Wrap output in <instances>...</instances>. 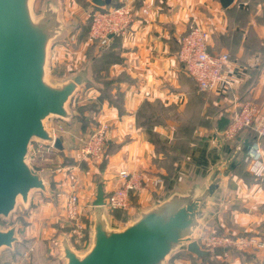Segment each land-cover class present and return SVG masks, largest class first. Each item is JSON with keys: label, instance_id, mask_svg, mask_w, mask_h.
I'll list each match as a JSON object with an SVG mask.
<instances>
[{"label": "crops", "instance_id": "1", "mask_svg": "<svg viewBox=\"0 0 264 264\" xmlns=\"http://www.w3.org/2000/svg\"><path fill=\"white\" fill-rule=\"evenodd\" d=\"M125 1L135 9L134 20L123 33L112 35L106 45L86 42L87 24L82 20L75 21L74 26L72 20L68 21L69 27H64L56 16L55 34L46 51L45 69L49 65L55 72L61 64L60 37L65 29L68 36L74 34V58L79 54L80 57L70 64L84 63L79 71L83 79L75 92L81 91L90 102L89 114L81 118L90 123H110L104 194L117 184L116 174L122 168L146 171L162 179L156 188L143 189L132 197L133 207L128 216H137L123 226L113 211L102 207L106 226L120 229L174 195L190 199L215 182L217 187L191 237L200 247L206 235L216 233L264 238V176L259 180L253 178L243 161L248 149L247 131L236 134L232 140H225L220 134L240 102H253L256 117H264V0H233L227 7H222L219 0H153L148 15H143L141 8L149 0ZM122 2L110 0L109 4ZM195 23L208 31V51L229 54L234 91L215 90L200 100L194 80L180 66V39ZM195 101L201 112H207L208 122L194 131L196 141L188 153L172 158L178 154L170 157L167 151L156 149L146 127L169 142L176 126L195 108ZM156 108L176 111V116L153 115L150 111ZM62 144V150H68L64 140ZM260 147L264 158V140ZM73 152L70 149L69 155ZM92 234L91 230V241ZM180 246L177 254H170L167 264H264V249L225 250L221 254L214 251L221 247H215L202 260L187 251L185 244Z\"/></svg>", "mask_w": 264, "mask_h": 264}, {"label": "water", "instance_id": "2", "mask_svg": "<svg viewBox=\"0 0 264 264\" xmlns=\"http://www.w3.org/2000/svg\"><path fill=\"white\" fill-rule=\"evenodd\" d=\"M91 2L104 6L110 0ZM232 2L219 0L222 7ZM55 30L56 17L49 11L32 19L29 0H0V216H7L18 198L25 203L31 190L46 191L40 172L26 162L29 142L37 138L63 149L61 138L49 133L44 120L52 115L70 117L66 102L83 76L76 73L59 85L45 80L47 45ZM216 187L211 182L202 194L190 199L174 195L140 213L128 225L111 229L102 216L105 194L98 182L92 200L97 209L91 246L78 255L63 240V258L66 264H162L182 244L197 257L205 256L208 250L201 248L191 233ZM15 241L14 226L0 230V247H11Z\"/></svg>", "mask_w": 264, "mask_h": 264}, {"label": "rangeland", "instance_id": "3", "mask_svg": "<svg viewBox=\"0 0 264 264\" xmlns=\"http://www.w3.org/2000/svg\"><path fill=\"white\" fill-rule=\"evenodd\" d=\"M96 7H111V5L95 6L91 0H29V10L33 20H38L43 13L49 11L55 17L58 16L64 27H69L68 21L72 20L74 26L75 21L82 20L87 24V31L91 14L97 9ZM64 33L60 37L63 45L58 51L61 64L57 66L55 72L49 68V65L45 69L44 78L52 85H59L68 76H74L82 71L84 66V63L80 65L79 62L76 65L70 64L72 60L79 59L80 54L74 58L73 52L77 51L74 34L70 33L68 36V29H65ZM79 38L80 42L83 41L82 36ZM83 95L81 91H77L66 102L70 117L61 118L52 115L44 120L46 129L62 127L63 133L57 136L68 144V150L53 148L49 152H44L42 156L30 160V164L40 172L46 191L31 190L25 203L18 198L11 212L7 216H0V230L14 226L17 237V241L11 247H0V264H66L61 247L63 240H66L78 255H83L91 246V224L94 210L97 209L91 205V200L94 198V188L97 183L104 181L103 170L107 164L106 154L109 146L106 142L102 155L97 159H90L81 152L78 136L89 135L99 124L81 118L89 114L88 108H90V104H87L90 102ZM150 112L159 117L176 116V111L160 108ZM144 120V118L140 119L142 123L145 122ZM147 128L145 132L148 133L154 147L167 151L171 156L180 152L179 148L176 149L177 146H183L187 151L190 145L187 138L180 141L179 134L182 135L180 131L178 134L175 130L170 141L167 142L164 136L152 134ZM185 128L188 130L191 127L189 125ZM70 149L74 150L71 155H69ZM70 194H75L78 199L77 207L80 212L76 219L69 218L66 213V202ZM131 208L126 211L111 210L116 218L121 219L119 222L121 226L136 218L137 215L128 216L131 214ZM179 247L181 246L175 247L162 264H167L170 254H177ZM230 251L236 250L230 249Z\"/></svg>", "mask_w": 264, "mask_h": 264}, {"label": "built area", "instance_id": "4", "mask_svg": "<svg viewBox=\"0 0 264 264\" xmlns=\"http://www.w3.org/2000/svg\"><path fill=\"white\" fill-rule=\"evenodd\" d=\"M152 3L153 1L149 0L141 9L143 15H148ZM134 17L133 5L125 0L117 6L97 8L91 14L86 42L97 41L99 44H107L110 39L109 35L123 33ZM177 60L186 74L194 80L198 90H221L225 93L234 91L228 67L230 61L228 53L208 51V31L198 24L192 25L181 37ZM256 116L257 108L253 102L249 100L240 102L235 106L228 125L220 131V134L223 139L232 140L245 127L255 131V140L248 147L243 161L249 174L261 179L264 176V158L260 147L261 140H264V117ZM109 126L108 121H102L89 135L78 136L83 155L90 159L100 158L107 142ZM47 130L53 137L63 133L61 126ZM53 148L52 142L33 138L28 145L26 162L30 164V160L42 156L44 152H49ZM116 178L117 184L104 197L103 207L108 210L126 211L130 209L134 195L146 188H156L162 181L158 175L127 168L119 169ZM77 203V196L70 194L66 202V213L71 219H76L80 212ZM215 247L236 251L264 249V238L256 235L232 236L226 233L206 235L201 248L209 250Z\"/></svg>", "mask_w": 264, "mask_h": 264}, {"label": "trees", "instance_id": "5", "mask_svg": "<svg viewBox=\"0 0 264 264\" xmlns=\"http://www.w3.org/2000/svg\"><path fill=\"white\" fill-rule=\"evenodd\" d=\"M119 4L120 3L109 4V5H111V6H117ZM96 8H99V7H96ZM93 43H98V42L95 41V42H92V44ZM195 90H198V88H197L196 85H195ZM196 92H197V95H198L199 99L202 100L204 97H208V94H210L212 91H202V90H198ZM216 97H218V96H216ZM194 106H195V108L193 110H190V114L186 117V119L184 121H182V123H180L175 128L176 133H178V131H180V133L182 134V135H180L178 133L179 134L180 141L187 138L189 140V144L190 145H189V147H187V151H185V147H183V146H180V147L177 146L176 149L179 148L180 149V152L177 153L178 154L177 156H173L172 158H180L181 156L187 154L188 151L190 150V146L192 145V143L196 141V136L194 134V131H196L200 126H206L207 125V122H208V120L206 119L207 112L206 113L201 112L199 110V108H200L199 107V104L196 101L194 103ZM229 121H230V118L226 122V124L224 125V127H226L228 125ZM198 123H201V124H205L206 123V124L205 125H197ZM189 125H190L191 128L188 129V130H186L187 128H185V127H188ZM244 131H247V141H248L247 145L249 147L253 143V141L255 140L256 133H255V131L253 129H251L249 127H245L241 131H239L237 133V135L239 133H241V132H244ZM178 142H179V139L177 140V143ZM103 157H105V156H103ZM170 157H171V155H170ZM255 179H257V178H255ZM257 180H259V179H257ZM225 250L228 251L230 249L223 248V247H221V248H215L214 249V251H219L221 254H223V252ZM208 255H209V253L206 254L205 256L200 257V258L203 260L204 257H207Z\"/></svg>", "mask_w": 264, "mask_h": 264}]
</instances>
